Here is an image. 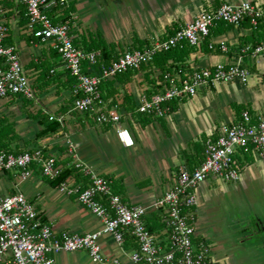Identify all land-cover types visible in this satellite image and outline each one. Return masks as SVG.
<instances>
[{"label": "crops", "instance_id": "crops-1", "mask_svg": "<svg viewBox=\"0 0 264 264\" xmlns=\"http://www.w3.org/2000/svg\"><path fill=\"white\" fill-rule=\"evenodd\" d=\"M242 2L264 9V0H71L74 40L82 43L90 35L97 36L116 53L165 38L209 7ZM0 20L9 27L6 42L17 50L35 93L34 100L0 98V121L14 124L16 131V138L10 141L12 152L41 146L62 167L76 166L84 175L109 177L123 188L121 195L126 202L149 209L147 219L157 215L152 205L170 187L179 168L199 165L193 144H201L202 136L212 141L222 125L235 122L234 105L264 111V55L254 59L246 56L244 62L252 73L246 84L218 83L192 99L178 101L174 110L171 102L165 117L142 125L137 106L131 111L123 97L131 96L137 105L142 93L150 95L145 66L115 81L113 88L119 91L107 101L121 102L122 126L134 138V145L126 147L111 125H97L91 115L70 111L75 95L67 80L74 78L55 50L28 32L21 0H0ZM260 41L264 42L263 25L256 29L248 19L237 27L218 25L206 42L190 51L186 64L190 69L228 66L237 59L242 45L251 47ZM211 42L217 47L225 44L230 51L210 50L207 45ZM39 114L49 120L50 116H62L60 131L37 138L44 128ZM236 158L241 167L238 181L212 176L199 185L196 227L199 237L212 247L210 264H264V160L251 152ZM16 193L33 203L57 231L83 234L101 229V222L74 196L50 185L37 171L24 181L17 171H0V198ZM99 242L105 256L135 264L129 258L137 248L131 236L126 235L122 246L107 234L101 235ZM55 263L97 264L86 251L61 252Z\"/></svg>", "mask_w": 264, "mask_h": 264}, {"label": "built area", "instance_id": "built-area-1", "mask_svg": "<svg viewBox=\"0 0 264 264\" xmlns=\"http://www.w3.org/2000/svg\"><path fill=\"white\" fill-rule=\"evenodd\" d=\"M25 8L28 32L42 43L50 45L60 57L69 76L75 79V98L71 112L89 114L97 125H111L118 139L126 146L134 145L128 128L122 126L124 114L121 102L109 107L101 96L102 83L128 72L139 71L160 53L173 48L199 47L219 24L237 27L248 19L253 27H264V9L258 4L222 3L205 9L193 21L180 25L165 38H154L149 43L125 48L114 53L109 63L101 61L100 50L86 51L74 44L72 14L66 17L71 0H21ZM9 27L0 20V98L18 96L34 100L35 93L14 46L4 43ZM210 50L226 53L225 44L218 47L209 43ZM264 55V42L255 47L239 49L237 59L230 65L218 64L212 68L174 69L154 74L155 85L151 94L142 93L137 113L163 118L170 112V103L192 99L202 90L218 83L246 84L251 76L244 57L254 59ZM63 124L62 116H50ZM69 144V152H73ZM245 151L264 160V111H241L235 122L222 125L217 137L204 150L203 160L190 169L181 166L170 187L152 205L160 216L163 228L150 231L146 225L148 208L132 204L122 195L115 194L112 179L86 173L89 181L69 177L57 188L87 209L101 222L96 232L72 233L57 231L42 213L23 194L0 198V264H56L61 252L86 251L97 264H123L102 252L99 239L110 235L122 246L126 235L133 238L137 248L129 255L135 264H210L212 247L199 237L196 227V191L210 177L227 182L240 178L241 167L237 155ZM63 167L58 159L36 146L21 153L0 150V171H17L22 181L37 171L45 179L56 178Z\"/></svg>", "mask_w": 264, "mask_h": 264}, {"label": "trees", "instance_id": "trees-1", "mask_svg": "<svg viewBox=\"0 0 264 264\" xmlns=\"http://www.w3.org/2000/svg\"><path fill=\"white\" fill-rule=\"evenodd\" d=\"M72 12H73V8L70 5L68 12L66 14V17H64L62 20L69 19L70 18L69 13H72ZM26 20H27V18H26ZM219 25H224V24H219ZM259 26H262V24L259 23V25L256 27V29ZM207 39L208 38H206L204 41L206 42ZM4 43L8 44L6 42V37L4 39ZM259 43H262V41H260ZM259 43H256V44H259ZM74 44L78 47L83 48L86 51L100 50L101 51V61L104 63H109L114 58L113 49L97 36L93 37L90 35L87 39H84L82 41V43H79V42L74 40ZM256 44L251 45V48L255 47ZM8 45H10V44H8ZM245 47H248V45L244 44V45H242L241 48H245ZM193 49L194 48H192V47L185 46L182 48H173V49H170L169 51L160 52L154 57L152 62L142 65L141 69L145 66L148 68V73L146 76H147L148 81L151 85V87H149V89H148V91H149L148 93L151 94V92H152L151 89L155 85V80H154L153 74L161 73V72L162 73L163 72H172L174 69H178V68L188 69L186 61L188 59L190 51ZM135 72H137V71H128V72H125V73L115 77L114 79H111V80H108V81L102 83V85L100 86V91H101V96H102L103 100L105 102H107L110 97L113 98L114 95L116 93H118L119 90L113 88V84L115 81H117L118 79H120L121 76L126 75V74H129L130 76H132V73H135ZM67 82H68L69 86H71V87H73L75 85V80L72 78H68ZM74 98H75V96H73V98L71 99V102ZM123 100H124V104L126 103V105H128V108L131 111L135 109V106L138 107V105H139V103H137V105H135V102L131 96L124 95ZM173 102L174 103L171 106V110H174L176 108L178 101H173ZM114 104H116V101L112 100L110 103H108V106L111 107ZM233 107L237 112V118L236 119H239L241 111L244 109V107L236 106V105H234ZM39 116L41 117L40 122L44 126V128L40 132L37 133V136H36L37 138H41L44 136H51L53 134H57L60 131L62 125L57 120H49V118L44 116L43 114H39ZM137 117L140 118V122L142 125H145L146 123H148L152 119H154L153 117L146 116V115H138ZM15 138H16V131H15L14 124L5 123L4 120H1L0 121V150L6 151V152H12V149L10 148V141L15 139ZM210 142L211 141H208L207 137L202 136V143L201 144L200 143H194L193 144L196 157H199V159H200L199 164L203 160L202 156H204L205 147ZM249 152L250 151H245L243 153H249ZM187 159H188V161H191L190 157H188V156H187ZM186 167H188L190 169L194 168V167H189L188 165H186ZM69 177H72L73 179H75L76 182H81L84 187L86 186L87 182L89 181V177L87 175H84V173L82 172L80 167H76V166H70V167L64 166L62 171L60 172V174L56 178L46 179V181L50 185L57 187L62 182H65ZM112 188H113V192L115 194L121 195L123 193V188L121 186H119V184L115 181H112ZM146 225L150 231H158V230L163 228V223L161 222V218L158 215H154L152 218L146 219Z\"/></svg>", "mask_w": 264, "mask_h": 264}]
</instances>
